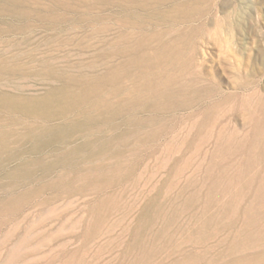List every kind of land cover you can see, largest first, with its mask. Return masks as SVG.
Returning <instances> with one entry per match:
<instances>
[{
    "label": "rangeland",
    "instance_id": "obj_1",
    "mask_svg": "<svg viewBox=\"0 0 264 264\" xmlns=\"http://www.w3.org/2000/svg\"><path fill=\"white\" fill-rule=\"evenodd\" d=\"M263 182L264 0H0V264H264Z\"/></svg>",
    "mask_w": 264,
    "mask_h": 264
},
{
    "label": "bare ground",
    "instance_id": "obj_2",
    "mask_svg": "<svg viewBox=\"0 0 264 264\" xmlns=\"http://www.w3.org/2000/svg\"><path fill=\"white\" fill-rule=\"evenodd\" d=\"M174 45L172 43H165L163 45H160L158 47V49L156 50L154 56L152 57H149V58H145V59H141L140 61H135V60H132L134 61L133 63H136L138 64L139 62L146 66L147 68H151L153 65L155 67H157L161 61H163L164 59L168 58V56L174 52ZM170 57V56H169ZM114 75V74H113ZM112 76V75H111ZM169 78V76H168ZM264 183V182H263ZM261 186V185H260ZM257 188V187H256ZM256 191V190H255ZM264 193V184H262L261 188H259V193ZM227 194V193H226ZM258 194V193H257ZM259 195V194H258Z\"/></svg>",
    "mask_w": 264,
    "mask_h": 264
}]
</instances>
